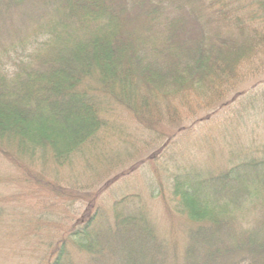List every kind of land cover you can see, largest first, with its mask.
I'll return each mask as SVG.
<instances>
[{"label": "trees", "instance_id": "obj_1", "mask_svg": "<svg viewBox=\"0 0 264 264\" xmlns=\"http://www.w3.org/2000/svg\"><path fill=\"white\" fill-rule=\"evenodd\" d=\"M0 159L35 264H264V0H0Z\"/></svg>", "mask_w": 264, "mask_h": 264}, {"label": "rangeland", "instance_id": "obj_2", "mask_svg": "<svg viewBox=\"0 0 264 264\" xmlns=\"http://www.w3.org/2000/svg\"><path fill=\"white\" fill-rule=\"evenodd\" d=\"M249 139L238 144L247 143ZM15 176L13 166L0 159V208L4 210L0 216V264H35L42 254L37 240L45 238H35L34 233L27 231H31L34 224L29 221L40 207L36 206L39 205L36 200L25 195V188L16 183Z\"/></svg>", "mask_w": 264, "mask_h": 264}]
</instances>
